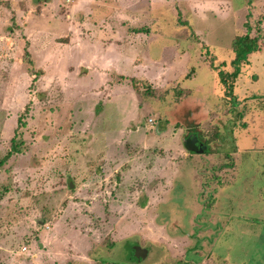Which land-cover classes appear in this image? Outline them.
Wrapping results in <instances>:
<instances>
[{
    "label": "rangeland",
    "instance_id": "rangeland-1",
    "mask_svg": "<svg viewBox=\"0 0 264 264\" xmlns=\"http://www.w3.org/2000/svg\"><path fill=\"white\" fill-rule=\"evenodd\" d=\"M26 1L0 0V264H264V0H153L150 13L148 0H122L116 13L91 1L151 31L146 44L124 42L123 76L97 78L95 91L76 51L89 17L77 0H28V11ZM249 33L261 49L228 95L216 70H234L233 39ZM169 39L170 60L186 55L169 83L134 82V62L158 59ZM181 87L215 113L181 120ZM194 130L210 155L186 150ZM210 166L230 171L198 173L209 182L197 184L186 173ZM209 230L214 243L184 258L187 234ZM138 246L150 250L143 263Z\"/></svg>",
    "mask_w": 264,
    "mask_h": 264
},
{
    "label": "crops",
    "instance_id": "crops-1",
    "mask_svg": "<svg viewBox=\"0 0 264 264\" xmlns=\"http://www.w3.org/2000/svg\"><path fill=\"white\" fill-rule=\"evenodd\" d=\"M24 1H26V0H24ZM27 1L25 2L26 4L21 2L22 3L21 5H25V10L28 11V8H26V6L28 4ZM91 1H93V0H90L87 2H85V0H77V4H75L74 8L80 7L84 11L85 15L89 16L82 24V28L86 30V33H85V37L82 38L81 50H76V51H79L80 54L77 52L76 53H77V55H79L81 57L80 59H81L82 63L85 66V69H86L84 71L85 77L83 79V83L88 89L90 88L91 91H95L94 88L96 87L97 84L94 80L97 81V78H101V77L103 78V77L110 76L111 74H109V73L112 70H114V74H115L114 76H117V77H121V75L123 76L122 66L126 67V63L124 61L121 62V57L124 55L125 59L127 60V63L129 61V59H131V57H129V55H127V51L124 49V46H125L124 42L130 41L131 44H139V45L146 44L147 41L145 39H148V37H149L148 35L151 33V31L147 30L150 27L140 29V30H136L137 25L132 24L133 21H131V20H127V23L122 22V21H119V22L118 21H112L110 18L111 15L109 17L106 16L104 18L100 15L99 10L97 8H95L96 3L91 2ZM121 1L122 0H100V1H98L96 6L102 7V9H103L102 13H104L105 9L108 10L107 8H110L111 10L113 9V12H115V13L119 12V11L124 12L121 9V7H122ZM148 1H149V4L147 5L146 8H144V11H146V12L148 11L150 13L151 12L150 9H151L153 0H148ZM156 1H159V0H156ZM254 1L255 0H253V2ZM74 2H75V0H74ZM196 2H198V1H196ZM199 4L202 5V2L201 3L198 2L197 6H200ZM228 5H230V2ZM33 6L29 5V8H30V10L28 12L29 14H31L32 11L35 12L37 10V8L35 9V6L34 7ZM208 6H210V4H208ZM253 6H254V3H253ZM202 7L204 8L205 5ZM214 8L217 9V6L216 5L213 6L211 9V12H213L215 10ZM230 10H231V7H230ZM136 11L138 12L139 10L135 9V10H133V13H136ZM130 12L132 13V10ZM34 22L37 23L38 21L35 20ZM34 27H37L36 24H34ZM29 28H31V27H29ZM153 35H154V33H153ZM153 35H150V36H153ZM142 36H146V38L144 39V37H142ZM165 42L166 43L162 44L163 47L160 49L161 53H160L158 59H154L153 61H150V59H148L146 64H144L143 61H140L139 59H137L134 62L135 68L137 71L136 75H138V73L139 74L143 73L144 74L143 76H145V77H143L144 81L148 82L154 91H158L160 88H162L163 86H165L166 84L169 83L168 78H169L170 74L172 73V71L170 70V66H171L170 63L171 62H177V60L181 61L182 57H183V59H184V57H186V55H184V54L181 55L182 53H179L177 56H174L173 59L170 60L169 59L170 50L176 48L178 43H176V44L173 42L170 43L171 42L170 39L166 40ZM204 47H206V45H203L202 49ZM206 63L208 66L211 67V62L208 61ZM214 66H216V65H214ZM189 70L193 71V74L191 75V77H194L196 74L195 68L189 66L188 71ZM216 72L218 73V71H216ZM228 72H232V70L228 71ZM146 73H147V76L145 75ZM189 75H190V73H189ZM139 76H142V74L138 75V76H133V77L136 78L137 80H142V79L138 78ZM149 76H151V79H149ZM158 79H161V81H159ZM164 79H166L165 84H164ZM89 80L92 81L91 85L87 84V81H89ZM94 83L96 85H93ZM221 86L223 87V85H221ZM181 89H183V91H186L188 93L187 96H189V98L186 97L185 99L180 100L183 102L182 108L178 112L179 118L181 120H188L189 117L191 116L194 119V121L191 123H195L197 125L201 118L203 120V117L206 118L208 116V114L210 115L211 113H215L214 111H216V108L215 109L212 108V109H209L207 111L206 105L204 103H201V101H200V103L195 101V99L193 98V96L195 94H190L189 89L182 88V87H181ZM193 109H195V110H193ZM205 110L207 111V113L205 115L201 116L202 115L201 113H203V111H205ZM174 112H176V111H174ZM216 116L219 117V115H216ZM165 119H166V121H168V124H170V122H169L170 120L168 119L167 114H165ZM167 134L169 135L168 132L166 133V135ZM168 135L164 139L163 144H169L170 141H169L168 137H170V135L169 136ZM208 153H210V151ZM210 169L204 168V171L207 174H210L212 172V170H210ZM212 169H215V167L214 168L212 167ZM231 170H233V169H231ZM188 171H189V173L192 174L191 176H192V179H194V182H196L197 180L201 181L200 176L197 174L198 169H190V170H187L186 172H188ZM228 171H230V170L226 168L225 170H223V171L221 170L219 172L222 174V173H227ZM214 172H216L218 174L217 169H215ZM176 173L181 174L182 169L179 167Z\"/></svg>",
    "mask_w": 264,
    "mask_h": 264
},
{
    "label": "trees",
    "instance_id": "trees-1",
    "mask_svg": "<svg viewBox=\"0 0 264 264\" xmlns=\"http://www.w3.org/2000/svg\"><path fill=\"white\" fill-rule=\"evenodd\" d=\"M232 46L235 53V59L232 63L234 70L232 72L226 73L221 70H216L219 67L214 66L215 57H210L211 67L218 71L219 83L228 90V95L233 93V89L236 87L235 83L241 76L242 66L249 64V56L261 49L260 36L253 37L250 33L242 36H237L235 37V39H233ZM133 81L136 82L138 80ZM133 86L135 90H137V88L135 87L136 85ZM0 165H2V162H0Z\"/></svg>",
    "mask_w": 264,
    "mask_h": 264
},
{
    "label": "flooded vegetation",
    "instance_id": "flooded-vegetation-1",
    "mask_svg": "<svg viewBox=\"0 0 264 264\" xmlns=\"http://www.w3.org/2000/svg\"><path fill=\"white\" fill-rule=\"evenodd\" d=\"M188 108V107H187ZM188 121L191 123V122H193L194 121V119H193V117H189V119H188ZM186 135H188V134H186ZM187 140L189 139V144H196L197 146H202L203 145V147H207V152L206 153H204V154H202V155H210L211 153H208L210 150H209V148H208V146L205 144V142H203L200 138H198L197 136H195V134H189L188 136H187V138H186ZM212 144V143H211ZM211 148V147H210ZM197 155V154H196ZM202 155H198V156H202ZM206 168H208V169H210L211 167H206ZM210 170H212V172L209 174V175H211L212 177H214V178H216L217 177V173L216 172H214V170L215 169H210ZM221 171V170H220ZM186 173H189V171L188 172H186ZM198 173H205V174H207L205 171H204V169H199L198 171H197V174ZM219 173V172H218ZM185 174V173H184ZM192 175V174H191ZM182 175H179L178 176V178H176V180H175V182L177 181V180H179L180 179V177H181ZM211 176H208L209 178H211ZM192 178V177H191ZM202 179H205V181H206V183L207 182H209V179L207 178V176H205V175H203L202 177H201ZM217 179V178H216ZM204 181V182H205ZM204 183V182H202V181H196V184L197 183ZM176 188V187H175ZM214 193H216V190L214 191ZM213 196H214V194H212V198H213ZM211 220V219H210ZM204 223V222H203ZM205 224V223H204ZM207 225V224H206ZM209 225V224H208ZM211 225V224H210ZM218 225V224H217ZM217 225H215V226H217ZM212 226L213 225H211V228H212ZM210 227V226H209ZM199 230V229H198ZM209 234H210V236H209ZM187 237H188V239H192L193 237H195V245L192 247V248H187V250H185V252H184V258H186L187 259V257H188V255L192 252V251H194L195 249V251L194 252H196V251H199V248H202L201 249V251L203 250V247L204 246H202L201 244L204 242V240L205 239H207V241L208 242H213L214 243V241H213V237L211 236V231L209 230V233L207 234V235H205V236H199L198 234H196V235H194V234H187ZM192 249V250H191ZM194 249V250H193ZM132 250H133V256L136 258V260H137V262L138 263H143V262H145V260H146V258L148 257V252H150V250L149 249H146L145 247H140V246H138V247H136V248H132ZM183 258V259H184ZM180 264H186V263H188V261L187 260H182V261H180L179 262ZM190 264H193V263H190Z\"/></svg>",
    "mask_w": 264,
    "mask_h": 264
},
{
    "label": "water",
    "instance_id": "water-1",
    "mask_svg": "<svg viewBox=\"0 0 264 264\" xmlns=\"http://www.w3.org/2000/svg\"><path fill=\"white\" fill-rule=\"evenodd\" d=\"M195 131L196 130L189 132L188 135L189 134H195V136H197L199 138V135H201V134L199 132H195ZM187 136L184 139V145H185V148L188 152H190L191 154H198V155H202V154L207 152V147H203V145L197 146L196 144H189V139L188 140L186 139ZM209 150H210V148H209ZM71 187H73V184H71Z\"/></svg>",
    "mask_w": 264,
    "mask_h": 264
},
{
    "label": "built area",
    "instance_id": "built-area-1",
    "mask_svg": "<svg viewBox=\"0 0 264 264\" xmlns=\"http://www.w3.org/2000/svg\"><path fill=\"white\" fill-rule=\"evenodd\" d=\"M62 1H64L68 5L74 2V0H62ZM148 122L151 124L152 127H154L157 123V121L154 118H150ZM23 251H27V248H23Z\"/></svg>",
    "mask_w": 264,
    "mask_h": 264
}]
</instances>
